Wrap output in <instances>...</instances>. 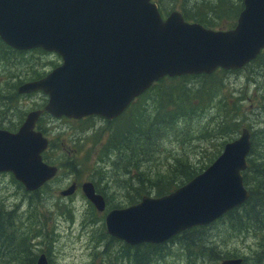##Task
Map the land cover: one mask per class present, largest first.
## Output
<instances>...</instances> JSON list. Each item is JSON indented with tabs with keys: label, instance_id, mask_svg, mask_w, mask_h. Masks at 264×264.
I'll return each instance as SVG.
<instances>
[{
	"label": "water",
	"instance_id": "1",
	"mask_svg": "<svg viewBox=\"0 0 264 264\" xmlns=\"http://www.w3.org/2000/svg\"><path fill=\"white\" fill-rule=\"evenodd\" d=\"M0 40L15 50L41 48L61 58L44 78L18 87L19 94L41 90L48 96L44 111L55 118L112 120L163 77L238 70L254 60L264 49V0H243L229 31L188 23L177 11L163 20L150 0H0ZM40 115L28 113L14 134L0 130V173H11L26 192L57 174L42 160L48 142L34 131ZM250 148V132L243 128L209 167L175 192L109 211L107 234L130 246L160 245L213 223L249 197L242 173ZM75 189L73 184L61 195ZM81 191L99 213L105 211L91 183ZM36 264H48L45 255Z\"/></svg>",
	"mask_w": 264,
	"mask_h": 264
},
{
	"label": "rangeland",
	"instance_id": "2",
	"mask_svg": "<svg viewBox=\"0 0 264 264\" xmlns=\"http://www.w3.org/2000/svg\"><path fill=\"white\" fill-rule=\"evenodd\" d=\"M218 1L187 0L184 3V0H162L161 5L167 14L177 11L184 15L185 11L196 14L198 11L194 5L202 2L199 9L202 10L201 13H204L208 5L214 6ZM230 2L234 7L239 2L235 8L243 6V0H230ZM238 15L214 19L211 18L213 15L208 13L205 18L211 19L213 24L208 28L209 30L227 31L235 27ZM61 63L60 57L52 53L41 54L32 50L13 51L2 42L0 43V129L15 132L29 112L42 110L47 105L48 97L41 90L19 94L17 88L41 79ZM243 68L225 75L217 74L218 78L224 81L219 95L221 98L225 97V107L228 110H234L236 107L237 113H242L241 116L235 117L232 116L234 111L231 116L228 113H224V116L229 117L230 120L235 118L239 124L242 123L244 117L246 124L261 127L262 125L258 123H261V119L264 118V98L262 97L264 96V66L256 69L254 64ZM196 83L199 86L200 80L196 79L190 85L194 86ZM197 88L199 87L190 89L196 90ZM200 97L206 105L207 99ZM217 100H219L218 95ZM198 102L199 98L196 103ZM216 103L212 105L213 108ZM213 108L205 112V115L194 113L191 118L174 119L168 129L158 132V134L161 133L159 138L153 136L157 153H155L156 156L154 155L152 165H157L159 170L153 166L142 170L146 179L156 183L167 174L160 172L167 165L165 155L161 154V150L164 146H169L172 151L170 154L176 156L173 150L176 152L179 150L174 144H170L175 140L179 142V146H185L188 150L189 161L194 166L207 160V154L213 151L210 143H215V151L219 152V145L223 138H219L218 132L213 140L210 137L198 141L202 136L201 132L210 131L214 125L217 114ZM147 115L151 116L149 109ZM118 117L116 118L123 119L125 116L121 113ZM90 118L87 121L83 119L76 121L66 117L55 118L45 112L39 117L36 127L49 140V147L43 155L44 163L58 168V176L39 191L26 192L11 174H0V210L4 211V215L10 213L6 215L8 226L11 227L9 232L13 239L28 235L26 247L21 248V251L27 250V254H18L24 258L25 264H35L36 259L34 263L32 262L33 256L37 258L41 254L46 256L48 264H100L96 251L109 254L107 258L117 253L129 255L127 261L130 264H136L132 254L121 250L122 242L107 235L104 226L105 213H97L80 190L71 196L61 195V192L69 189L68 187L72 184L80 187L84 182H91L97 193L104 197L107 211L124 208L129 206L131 201L135 202V198L131 200L133 194L128 188L134 183L131 182L132 179L127 180L126 183L128 176H122V173H127V170L118 172L110 164V160H115L116 155L108 149L109 156L106 161L109 165L102 163L107 154L99 158L100 149L105 147L104 140L107 132L109 133L106 120L104 123V120L99 117ZM127 128L128 126L124 130ZM188 130H191V133L184 136ZM239 134L240 132L234 139ZM261 144L260 139L259 142L256 141V145L260 146L263 151ZM261 153L260 151L258 154ZM170 154L168 155V167L172 166L176 159L172 160ZM102 165L106 168L100 169ZM117 166L119 167V164ZM125 166L123 164L121 168ZM134 166L142 167L143 165ZM168 175L174 179L170 173ZM259 181L260 179H257L253 183L256 184ZM146 187H150V184ZM199 228H204V242L191 248L184 247V237L182 243L178 241L181 239V234L186 232L184 231L172 238V241L169 240L161 245L164 249H160L156 255L152 254L146 264H219L222 260L230 258L248 259L243 264H264V231L256 234L249 229L233 233L227 225L217 222ZM0 240V246L4 249L3 251L0 249V264H21V258H10V253H8L14 246L7 244L6 237L1 236ZM134 248H139L141 252L146 249L142 248V245ZM203 248L206 249L203 255L197 253ZM186 250L194 252V258H190ZM108 264H111V260ZM117 264H124V258Z\"/></svg>",
	"mask_w": 264,
	"mask_h": 264
},
{
	"label": "trees",
	"instance_id": "3",
	"mask_svg": "<svg viewBox=\"0 0 264 264\" xmlns=\"http://www.w3.org/2000/svg\"><path fill=\"white\" fill-rule=\"evenodd\" d=\"M161 1L162 0H152L153 3L157 4L160 14H167V12H164L165 9L162 8ZM186 1L187 0H184V3H186ZM238 3L239 2H237V4ZM200 4L194 5V8H196V10L198 11L196 12V14L191 13L190 11H185L184 15L182 16L186 21L196 22L207 29L213 25L210 21L211 19L207 20L205 18L208 13L213 15L211 18L221 19L223 17L231 15L236 16L243 8V6L235 8L237 4L234 7L230 0H219L218 3L214 6L208 5L205 12L201 13L202 10L199 9ZM8 49L10 48L8 47ZM32 51L46 54V52L41 49H33ZM254 64L256 69L262 68V66H264V50H262L260 54L245 67L251 65L253 66ZM234 71L237 70L226 71L220 69L215 71L211 75L202 74L174 78H163L159 82L153 84L145 93L137 97L130 104L129 108H127L123 113V116H125L123 119H118V117L111 121L106 120L109 133L107 132L106 139L104 140V142L106 143L105 147L100 149L99 158L103 154H107L106 158L102 160L103 164L107 163L106 159L109 156V153L107 151L108 149H110L116 155L115 160H110V164L113 165L112 167H115L118 172H124L127 170V173H122V176H128V179H126V183L127 180L132 179L131 182H133L134 184L128 186V188L133 194V197L131 196V200L132 198H135V202L131 201L129 206L137 203L145 195L161 197L184 185L185 183L193 179L196 175L204 171L215 160V158L220 155L224 144L234 139L235 136H237L238 133L241 132L242 128H246L251 133V150L247 157V168L243 172V181L244 186L249 191V198L243 205L227 213L223 218L217 221V223L227 225L229 229H232L233 233H237V231L242 232L249 229H252V231L256 232V234L263 233L264 150L262 151L261 147L256 145V141L259 142L260 139L262 142L261 145L264 148V118L261 119V123H258L259 125H262L261 127H254L251 124H246V119L244 117L242 118V123L244 124H239V122H236L235 118L231 117L233 119L230 120L229 117L224 116L227 113L231 116L232 112L234 111L235 113L232 116L236 117L241 116L242 114L237 113L238 110H236V107L234 108V110H228L225 107V97L222 96L221 98V96L219 95V90L223 86L224 81L218 78L217 74L222 73L223 75H225L229 72ZM196 79L200 80L199 86L197 83L194 84V86L190 85L195 82ZM255 82L256 81H254V83ZM191 87L199 88H197L196 90H191ZM217 95L219 96V100H217ZM200 96L207 99L206 105L203 103ZM197 97L199 98L198 103H196V101L198 100ZM262 97L264 98V96ZM214 102H217L215 108H213ZM212 108L217 114L213 122L214 125H212L213 129L211 128L210 131H202V136L198 139V141H202L203 139H208L210 137L213 140L214 135L217 134L216 132H218L219 138H223L221 144L219 145V152L215 151L214 147L216 146V144L210 143V145L213 147V151L207 154V160L199 162L197 166H194L189 161L190 155L188 150L185 149V146H179V142L175 140L170 144H174L176 146V149L179 150V152L173 150L174 155L177 154L176 156L170 154L171 150L169 146H164V148L161 150V154L165 155V162L167 163V165L165 166V168L161 169L160 172L167 174H165L162 179L156 181V183L152 180L149 181L148 179H146L147 177H145V174L141 172L142 170H145L146 168H148V166H153L154 168H157L159 170L157 165H152L156 156L155 153H157V151L155 150L156 142L154 139H152L154 138L153 136L155 135L157 138H159V134L161 133L158 134V132H162L163 130L168 129L174 119H179L182 117L191 118L193 117L194 113L205 115V112L211 110ZM148 109L150 110L151 116L147 115ZM89 119L91 118H86L83 120L87 121ZM126 126H128V128L124 130ZM177 127L176 130L179 133ZM189 133H191V130L186 131V134L184 136H187ZM260 151L262 153L258 154ZM169 154L171 155L172 160L173 158H176L174 159V164L170 167H168ZM137 156L141 157L138 158ZM118 164L120 168L117 166ZM123 164L126 166L121 168ZM134 165H143L142 167L145 168ZM103 168L106 167L102 165L100 169ZM133 173L136 174L133 175ZM169 173L174 176V179H172V177H169ZM257 179H260V181L254 184L253 182ZM145 180H147L148 182H146ZM147 184H150V187H146ZM6 215H10V213ZM6 215H4V211L0 210V237H6L7 244H11V246H14V248H12L10 252H8L10 253V258H21V264H25L24 258L20 257L18 254H27V250L21 251V248L24 249L26 247V240L28 239V235H26L25 237L22 236V238L19 239H13L11 233L9 232L11 227L8 226L9 223L7 222L8 218L6 217ZM203 230L204 228L186 231L181 234V239H179L178 241H181L182 243V238L184 237V247L187 246V248H191L194 246H198L200 243L204 242ZM110 239L115 241L112 238ZM122 245L123 247L121 248V250H125L126 252H129V254H132L136 264L148 263L152 254L156 255L159 253L160 249H164L161 247V245L155 246L147 244L142 245V248L146 249L145 251L141 252L139 248H134L123 243ZM0 249L2 251L4 250L1 246ZM209 250L210 252H212L211 249ZM186 251L188 252L190 258H194V252L190 250ZM205 251L206 249L203 248L200 251H197V253H202L203 255V252ZM96 252L99 255L100 264H108L110 260L111 264H117L118 261H120L122 258H124V264H130L127 261V259H129V255L117 253L111 258H107L109 254H102V252L99 251ZM33 258L34 259L32 260V262L34 263V260H37V258H35L34 256ZM246 260L243 259V261L245 262ZM243 263L244 262H242V264Z\"/></svg>",
	"mask_w": 264,
	"mask_h": 264
},
{
	"label": "bare ground",
	"instance_id": "4",
	"mask_svg": "<svg viewBox=\"0 0 264 264\" xmlns=\"http://www.w3.org/2000/svg\"><path fill=\"white\" fill-rule=\"evenodd\" d=\"M262 253V252H261Z\"/></svg>",
	"mask_w": 264,
	"mask_h": 264
}]
</instances>
